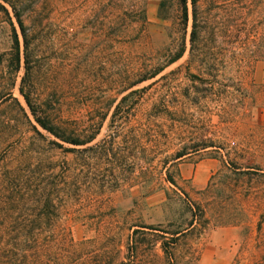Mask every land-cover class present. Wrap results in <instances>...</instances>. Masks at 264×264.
<instances>
[{"label": "rangeland", "instance_id": "rangeland-1", "mask_svg": "<svg viewBox=\"0 0 264 264\" xmlns=\"http://www.w3.org/2000/svg\"><path fill=\"white\" fill-rule=\"evenodd\" d=\"M17 1L24 23L36 21L40 96L61 98L59 113L69 118L103 113L93 141L111 133L119 102V143L150 163L123 171L131 182L112 190L106 203L84 208L82 218L62 215L65 237L57 236L53 262L44 252L45 264H235L264 252L244 239L251 211L240 202L264 188L262 178L254 179V171H264V0H197L192 49L189 1L184 30L176 0H165V18L157 16L159 0ZM182 40L177 59L127 86ZM9 45L0 13V51ZM21 74L19 68L11 88L20 100ZM7 76L0 73V84ZM1 132L9 140L22 132L23 147L0 142V172L16 160L32 166L44 156L46 144L29 142L26 123L10 120ZM178 150L184 153L175 157ZM59 151L47 153L56 159ZM233 166L235 192L224 184L232 182ZM231 221L237 223L232 230ZM181 228L170 242L169 233Z\"/></svg>", "mask_w": 264, "mask_h": 264}, {"label": "trees", "instance_id": "trees-1", "mask_svg": "<svg viewBox=\"0 0 264 264\" xmlns=\"http://www.w3.org/2000/svg\"><path fill=\"white\" fill-rule=\"evenodd\" d=\"M187 1L191 5L189 41L192 49L196 31L197 0H176V5L179 10L180 28L184 30ZM167 7L165 0L158 1L159 18L166 17ZM0 13L10 31V45L0 51V73H8L0 84V142L6 140L12 147H23L22 132H18L13 140H9V134L1 132L10 120H18V124L26 123L32 130L29 135L30 143L40 139L47 146L44 156L32 166L30 162L16 160L0 172V264H45L44 252L46 259L53 262V248L58 243L57 236L65 237V227L60 225L62 215L71 212L73 218H82L81 211L84 208L106 203L112 190L131 182L123 171L134 166L141 169L143 163H146L144 168L148 169L150 163L138 154L133 158L130 156L131 147L119 143L117 138L120 123L123 122L119 102L111 112V133L93 141L102 124L103 113L91 115L89 118L86 115L81 117V120L69 118L59 113V106L63 102L61 98L41 97L36 91L37 65L32 43L36 21L30 19L28 24L24 23L22 2L17 0H0ZM183 49L182 40L174 52L156 58L161 59L160 65L159 60L152 63L146 72H138L135 80L127 86L154 76L164 65L177 59ZM152 58L149 57L150 60ZM19 68H22V74L17 83V92L21 100L13 95L11 90ZM134 91L136 89L129 90L126 94ZM126 94L122 95L121 99L125 98ZM137 126L139 130L143 129L142 123ZM140 143L139 140L135 144L139 145L138 151L145 147ZM55 148L60 150L61 156L53 159L47 151ZM183 153L178 150L175 157ZM223 165L225 169L229 168ZM233 169L234 166L230 172L233 174L234 171L235 174L236 170ZM254 173L257 175L254 177L255 181L258 177L264 180V171ZM166 179L171 181L168 175ZM230 179L231 183L224 184L235 192L234 186L239 176L235 174L230 176ZM208 187L210 186L207 184L205 188ZM240 202L244 208L251 211L245 219L244 239L252 238L253 247H260L264 251V188L260 194L250 191ZM228 223L237 224L232 221ZM95 229L98 230V226ZM182 229L169 233L170 242ZM135 230L136 228L132 231ZM167 242L165 239L161 240L165 252L167 250L164 243ZM70 258L69 253L64 255L65 261ZM129 261H132V257H129ZM241 261L246 264H264V252L238 257L235 264Z\"/></svg>", "mask_w": 264, "mask_h": 264}, {"label": "crops", "instance_id": "crops-1", "mask_svg": "<svg viewBox=\"0 0 264 264\" xmlns=\"http://www.w3.org/2000/svg\"><path fill=\"white\" fill-rule=\"evenodd\" d=\"M224 227V226H223ZM228 229L232 230V229H235V226L234 225H231V226H227Z\"/></svg>", "mask_w": 264, "mask_h": 264}]
</instances>
